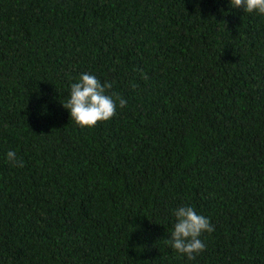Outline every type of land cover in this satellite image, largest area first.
<instances>
[{"label": "trees", "instance_id": "16d2710c", "mask_svg": "<svg viewBox=\"0 0 264 264\" xmlns=\"http://www.w3.org/2000/svg\"><path fill=\"white\" fill-rule=\"evenodd\" d=\"M82 73L126 100L92 128L63 106ZM184 205L215 226L191 261ZM0 264H264V15L0 0Z\"/></svg>", "mask_w": 264, "mask_h": 264}, {"label": "clouds", "instance_id": "9594fccd", "mask_svg": "<svg viewBox=\"0 0 264 264\" xmlns=\"http://www.w3.org/2000/svg\"><path fill=\"white\" fill-rule=\"evenodd\" d=\"M232 7L242 8L246 13L264 15V0H230ZM142 75L146 79V75ZM112 83L101 82L95 75L82 73L77 82L70 86L69 99L63 106L69 110L70 118L81 128L95 127L99 122L111 120L116 114L117 101L123 108L126 100L119 95L108 94ZM115 96V99L113 98ZM7 161L13 167H22L23 161L17 159L14 150L6 154ZM175 223L167 243L189 261L206 250V244L200 238L204 233H212L215 226L210 219L199 214L192 206L184 205L174 209Z\"/></svg>", "mask_w": 264, "mask_h": 264}]
</instances>
